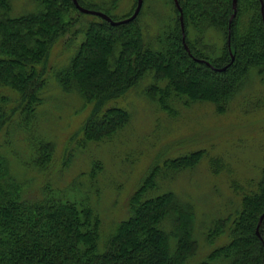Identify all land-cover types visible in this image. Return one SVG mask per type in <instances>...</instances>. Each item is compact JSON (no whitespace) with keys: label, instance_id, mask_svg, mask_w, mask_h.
I'll list each match as a JSON object with an SVG mask.
<instances>
[{"label":"trees","instance_id":"1","mask_svg":"<svg viewBox=\"0 0 264 264\" xmlns=\"http://www.w3.org/2000/svg\"><path fill=\"white\" fill-rule=\"evenodd\" d=\"M77 1L115 22L137 6L131 0L115 18L121 0ZM177 3L180 10L173 0H142L134 20L112 26L80 13L72 0H0V264H264V219L260 238L255 233L264 213V144L258 179L243 187L231 182L232 201L211 219L203 216L202 246L197 203L171 186L207 157L205 149L156 163L128 196L119 222L107 227L99 211L105 162L89 152L129 126L120 103L126 93L140 89L169 120L201 104L217 115L231 108L264 115V0L263 11L259 0H236L235 12L232 0ZM68 50L73 55L58 70ZM53 86L78 98L71 116L90 110L74 148L88 156L87 169L68 189L46 179L39 196L28 197L27 178H49L53 170L52 128L38 120L41 108L49 110L43 95ZM73 157L69 152L65 170ZM210 161L217 173L219 161Z\"/></svg>","mask_w":264,"mask_h":264},{"label":"rangeland","instance_id":"2","mask_svg":"<svg viewBox=\"0 0 264 264\" xmlns=\"http://www.w3.org/2000/svg\"><path fill=\"white\" fill-rule=\"evenodd\" d=\"M130 7L131 0H121L111 15L121 18ZM80 39L81 36H78L76 44ZM60 51L58 48L55 49L53 56L50 57L51 63L52 59L55 61L56 54ZM72 55L71 50H68L64 57L57 61V69L66 66ZM46 71L49 75L48 68ZM60 94L62 92L53 86L43 95L44 100L48 99L50 102L45 106H48L49 110L41 108V118L38 115V120L41 126L45 122L52 128L55 145L53 170L50 176L48 174L49 178L34 174L27 178L28 197L39 196L46 179L54 181L60 189L65 187L68 189L67 186L72 179L87 169L88 156L85 153L80 154L74 148L75 140L78 138L75 135H80L81 123L89 115L90 110L71 116L72 110L79 108L81 104L75 101L78 100L77 97ZM121 101L131 115L129 126L111 143L95 144L89 152L100 159L102 157L105 162L100 178L105 195L103 198L100 193L97 200L106 226L127 216L128 196L156 163L205 149L209 152L207 157L202 158L193 169L180 172L175 186L173 182L171 186L186 200L197 203L198 213L194 227L201 245L203 236L200 235L201 227L207 223L204 222L203 216L211 219L220 213L226 203L232 201L230 183L236 182L238 186L243 187L247 181H255L259 177L263 158L264 115L242 111L238 114L233 108L228 114L217 115L211 106L201 104L191 109L189 114L184 112L183 116L169 120L160 116L155 107L145 101L140 89L126 93ZM56 104L65 107L59 110L60 107ZM116 105L120 106L119 102ZM69 152H73L74 160L70 168L65 170L63 162ZM210 160L219 161L217 173L213 172ZM20 174L22 175L21 172ZM22 176H25V172ZM85 177L80 176L78 181H81L82 188L88 190Z\"/></svg>","mask_w":264,"mask_h":264},{"label":"water","instance_id":"3","mask_svg":"<svg viewBox=\"0 0 264 264\" xmlns=\"http://www.w3.org/2000/svg\"><path fill=\"white\" fill-rule=\"evenodd\" d=\"M173 1H174L175 5H176L177 9L180 10L179 7H178L177 0H173ZM259 1H260V3H261V8H262V7H263V5H262V0H259ZM72 2H73L74 7H75L80 13H82V14H84V15H90V16L99 17V18H101L102 20L107 21L108 23H110V25H112V26H118V25L126 24V23L131 22L132 20H134V19L137 17V15L139 14V11H140V9H141V5H142V0H137V6H136V8H135L133 14H132L129 18H127V19H124V20H122V21H117V22H115V21H112L107 15H105V14H103V13H101V12H98V11H92V10H88V9H84V8H82L81 6H79L77 0H72ZM232 9H233V11L235 12V10H236V0H232ZM262 11H263V8H262ZM233 17H234V14L232 15L230 21L233 19ZM181 27H182V34H183V39H182V40H183V45H184L186 51H188L187 47L185 46L183 26L181 25ZM198 62H200V61H198ZM206 65H209V64L207 63ZM217 70H218V71H224L225 68L217 69ZM263 219H264V213H263V214L260 216V218H259V221H258V224H257V228H256V232H255L256 235H257L259 238H260V236H259V231H258V230H259V227H260L261 224H262Z\"/></svg>","mask_w":264,"mask_h":264}]
</instances>
